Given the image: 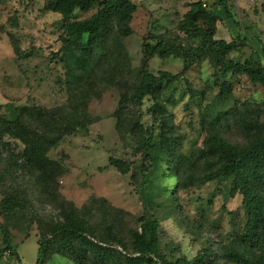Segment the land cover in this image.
I'll list each match as a JSON object with an SVG mask.
<instances>
[{
  "label": "rangeland",
  "instance_id": "rangeland-1",
  "mask_svg": "<svg viewBox=\"0 0 264 264\" xmlns=\"http://www.w3.org/2000/svg\"><path fill=\"white\" fill-rule=\"evenodd\" d=\"M132 1L138 9L130 23L132 32L121 40L122 56L114 65V78L100 81L88 92L91 98L85 112L92 123L88 130L66 137L49 152V157L60 166L57 178L43 190L37 182V171L23 166L20 156L24 144L8 135L0 142V222L10 232L19 253V258L10 251L0 254V264H36L48 225L57 221L61 210L70 204L78 208L92 206L93 210L85 214L99 227L114 218H123L124 236L127 228L139 226L141 216L159 215L162 246L176 248L177 255L190 258L210 245L219 251L242 230L245 214L241 195L225 198L222 185L216 182L188 189L174 188L176 178L166 161L159 173L153 171L151 162L139 149L136 136L118 126L117 112L121 94L126 90L120 78L126 79L128 75L135 78L144 68L153 73L181 74L176 88L169 93L174 101H162L176 146L185 153L202 144L205 133L200 104L204 108L225 79L233 82L234 100L250 102L264 123V88L246 75L224 76L207 59L194 61L184 70L182 58L150 55L146 51L147 44L155 45L163 37L186 43V33L180 24L191 4L201 2L218 17L216 38L249 40L231 57L264 64V0ZM45 6V0H0V115L10 116L11 106L54 107L66 104L70 95L79 101L83 94L82 89L70 86L72 78L61 61V15ZM94 11L81 13L79 17L90 16ZM14 40L22 50L20 54L14 50ZM153 104L147 97L141 107L134 108L145 126L157 124ZM223 133L233 142L246 141L233 121ZM111 158L124 160L130 166L128 173L118 170ZM164 186L174 188L175 206L167 193H155ZM11 191L24 198V211L9 214L4 211L3 200ZM118 210H122L121 218L117 216ZM116 247L121 249L119 245ZM4 248L0 230V250ZM45 264L74 263L52 253Z\"/></svg>",
  "mask_w": 264,
  "mask_h": 264
},
{
  "label": "trees",
  "instance_id": "trees-1",
  "mask_svg": "<svg viewBox=\"0 0 264 264\" xmlns=\"http://www.w3.org/2000/svg\"><path fill=\"white\" fill-rule=\"evenodd\" d=\"M45 1L47 10L61 15V61L72 78L70 86L82 89L83 94L79 101L70 95L68 102L60 106H11L10 116L0 115V142L8 135L24 144L20 156L23 166L37 171V182L43 190L60 174L58 162L49 157L50 150L66 137L88 130L92 123L85 112L91 98L88 92L91 93L100 81L114 78V65L122 56L121 40L132 32L130 23L138 9L132 0ZM92 10L95 11L90 16L79 17L81 13ZM217 22L218 17L205 3L195 2L180 24L187 42L178 43L163 37L155 45L147 44L146 51L150 55L182 58L184 70L194 61L207 59L222 75L244 74L264 88V64L242 62L231 57L249 40L245 37L231 41L216 38ZM12 43L16 54H20L22 50L17 41ZM180 75L169 71L153 73L144 68L135 78L121 76L126 90L121 94L118 126L127 128L126 131L136 136L139 149L151 162L153 171L159 173L162 162L168 163L176 178L174 188L188 189L216 182L222 185L225 198L241 195L245 214L242 230L219 251L210 245L190 258L185 254L177 255L176 248L165 249L162 246L159 215L141 216L139 226L127 228V236H124L122 210L117 211L121 219L114 218L104 227H99L85 214L93 210L92 206L78 208L70 204L61 210L57 221L48 225L39 245L36 264H45L52 253L69 258L74 264L264 262V123L250 102L234 100L233 82L225 79L215 97L204 108L200 104L201 127L205 133L202 144L188 153L182 152L176 146L175 135L165 114L166 104L162 101H174L169 93L176 88ZM147 97L154 102L152 113L157 122L149 126L141 123V114L134 110L141 107ZM231 121L243 132L244 143L233 142L224 136L223 130ZM110 161L123 174L128 173L130 166L124 160L111 158ZM174 188L158 187L155 193H167L172 206H175ZM3 201L4 211L8 214L26 209L24 198L13 191L7 193ZM0 230L5 243L0 254L10 251L19 258L10 232L1 222Z\"/></svg>",
  "mask_w": 264,
  "mask_h": 264
},
{
  "label": "built area",
  "instance_id": "built-area-1",
  "mask_svg": "<svg viewBox=\"0 0 264 264\" xmlns=\"http://www.w3.org/2000/svg\"><path fill=\"white\" fill-rule=\"evenodd\" d=\"M138 1H140V0H138Z\"/></svg>",
  "mask_w": 264,
  "mask_h": 264
}]
</instances>
